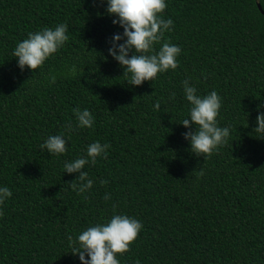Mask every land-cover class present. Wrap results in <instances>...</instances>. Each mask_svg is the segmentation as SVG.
<instances>
[{
    "label": "trees",
    "instance_id": "16d2710c",
    "mask_svg": "<svg viewBox=\"0 0 264 264\" xmlns=\"http://www.w3.org/2000/svg\"><path fill=\"white\" fill-rule=\"evenodd\" d=\"M166 3L173 30L154 47L179 46V66L133 86L108 51L124 29L107 0H0V187L12 192L0 206V264H82L68 237L115 214L143 224L120 264H264V138L253 133L264 112V0ZM62 23L65 45L35 72L21 70L17 43ZM72 65L84 74L66 75ZM185 79L222 98L217 120L230 136L208 158L183 136ZM77 107L94 125L69 133ZM55 134L68 140L60 156L40 148ZM95 141L111 148L86 165L94 183L78 195L67 182L79 173L63 165Z\"/></svg>",
    "mask_w": 264,
    "mask_h": 264
},
{
    "label": "clouds",
    "instance_id": "9594fccd",
    "mask_svg": "<svg viewBox=\"0 0 264 264\" xmlns=\"http://www.w3.org/2000/svg\"><path fill=\"white\" fill-rule=\"evenodd\" d=\"M166 8V0H107L108 14L117 17L113 23L124 29L122 34L117 33L110 38L111 47L108 51L124 68V76L129 77L127 83L133 86H140L145 81H154L158 73L175 70L179 66L177 57L182 51L179 46L165 41L158 51L154 47L163 40L166 31L173 30L174 21L163 16ZM67 32L66 23L29 32L28 38L18 42L12 53L18 59L20 69L27 67L35 72L42 67L45 61L68 41ZM122 40L124 42L120 43ZM78 73L84 74L83 68L78 69L76 65H72L66 75L76 76ZM55 80L56 76L52 75L50 82L55 83ZM182 84L184 96L191 105L189 118L181 122L189 129L183 136L190 141L191 151L196 156L208 158L220 146L226 144L230 136V126L220 127L217 120L222 98L215 90L204 96L198 95L197 88L190 84L189 79H185ZM172 98H175V93H172ZM154 108L160 110L159 100L155 102ZM73 112L77 123L74 126L69 121L65 126L67 132L74 131L76 127H93L94 116L90 110L77 107ZM257 123L258 127L254 128L253 133L259 138H264V112L257 116ZM193 124L195 131L192 130ZM67 144L68 140L63 134H55L50 135L40 148L60 156L67 152ZM109 148L111 144L95 141L87 146L86 155L64 163V172L79 173L75 180L67 182L78 195L90 190L94 183L89 178V173L84 170L86 165H95L98 157L106 159ZM198 175L203 177L204 171L200 170ZM100 183L106 185L108 181L101 180ZM11 196L12 192L8 187H0V206ZM104 199L110 200L111 195L106 193ZM115 208L116 205H113L114 210ZM3 215V209L0 208V217ZM142 228L140 220L124 214H115L106 223L88 227L78 238L69 236L68 239L73 245L72 253L78 255L82 264H120L118 255L130 250ZM136 264H140V261L137 260Z\"/></svg>",
    "mask_w": 264,
    "mask_h": 264
},
{
    "label": "water",
    "instance_id": "95a60500",
    "mask_svg": "<svg viewBox=\"0 0 264 264\" xmlns=\"http://www.w3.org/2000/svg\"><path fill=\"white\" fill-rule=\"evenodd\" d=\"M258 6H259V9L261 10V12L264 13V9H263L261 3H259Z\"/></svg>",
    "mask_w": 264,
    "mask_h": 264
}]
</instances>
